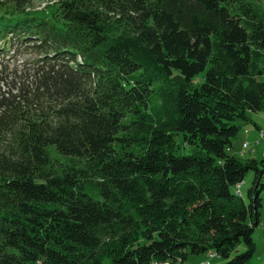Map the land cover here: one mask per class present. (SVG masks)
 <instances>
[{"label": "trees", "instance_id": "obj_1", "mask_svg": "<svg viewBox=\"0 0 264 264\" xmlns=\"http://www.w3.org/2000/svg\"><path fill=\"white\" fill-rule=\"evenodd\" d=\"M10 1L0 264H246L264 159L228 149L264 111V0Z\"/></svg>", "mask_w": 264, "mask_h": 264}, {"label": "rangeland", "instance_id": "obj_2", "mask_svg": "<svg viewBox=\"0 0 264 264\" xmlns=\"http://www.w3.org/2000/svg\"><path fill=\"white\" fill-rule=\"evenodd\" d=\"M47 2L53 3L54 0H32L31 7L26 8V11L31 12H42L40 11L42 7L46 5ZM11 5L10 0H0V11L1 12H15L9 10ZM4 6V9L2 7ZM17 12V11H16ZM20 58V57H19ZM35 59L34 55L23 56L15 62H20L25 60L24 64H10V68L17 67L16 73L20 75V81L30 82L32 79L29 73H33V68H28L32 66V61ZM248 121L242 124L239 133L232 138V144L228 149L230 154H233L241 161L248 158H255L257 160L264 159V111L262 112H250L248 114ZM254 123L257 124V128ZM245 129L248 131L245 132ZM252 171H249L242 183V190L245 191L251 183ZM261 222L254 228L252 236L256 245V250L254 255L246 264H264V192L261 194ZM209 262L210 264H222L223 260L214 254H189L187 258L188 264H200L204 262Z\"/></svg>", "mask_w": 264, "mask_h": 264}, {"label": "bare ground", "instance_id": "obj_3", "mask_svg": "<svg viewBox=\"0 0 264 264\" xmlns=\"http://www.w3.org/2000/svg\"><path fill=\"white\" fill-rule=\"evenodd\" d=\"M152 264H156V263H152ZM168 264H170V263L168 262ZM201 264H209V262H204V263H201Z\"/></svg>", "mask_w": 264, "mask_h": 264}, {"label": "built area", "instance_id": "obj_4", "mask_svg": "<svg viewBox=\"0 0 264 264\" xmlns=\"http://www.w3.org/2000/svg\"><path fill=\"white\" fill-rule=\"evenodd\" d=\"M156 264H168V262H161V263H156Z\"/></svg>", "mask_w": 264, "mask_h": 264}, {"label": "crops", "instance_id": "obj_5", "mask_svg": "<svg viewBox=\"0 0 264 264\" xmlns=\"http://www.w3.org/2000/svg\"><path fill=\"white\" fill-rule=\"evenodd\" d=\"M258 127V126H257ZM248 130L247 129H245V132H247Z\"/></svg>", "mask_w": 264, "mask_h": 264}]
</instances>
